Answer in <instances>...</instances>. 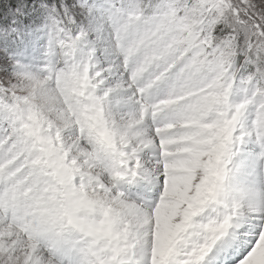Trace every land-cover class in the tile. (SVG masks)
<instances>
[{
	"label": "clouds",
	"instance_id": "clouds-1",
	"mask_svg": "<svg viewBox=\"0 0 264 264\" xmlns=\"http://www.w3.org/2000/svg\"><path fill=\"white\" fill-rule=\"evenodd\" d=\"M83 2L87 0H76L71 8L87 18V8L80 6ZM90 2L115 10L116 21L105 16L103 31L75 58L63 48L50 47L46 40L37 63L29 64L27 72L13 69L0 83V95L11 101L13 109L0 131V228L5 231L2 238L12 246L0 252V264H28L33 255L47 262L46 246L39 242L33 248L20 223L47 219L85 196L111 198L104 189L114 188L115 178L95 167L91 154L98 143L110 142L116 128L137 109L109 111L104 101L110 89L119 88L124 97L132 95L137 85L143 86L160 65L173 58L182 63L178 60L169 84L195 105L199 126H213L210 131L202 127L204 135L214 139L201 147L211 151L224 144L221 159L213 160L217 167L227 163L235 167V158L249 145L258 147L264 156V39H252L247 33L242 38L240 33L213 36V12L204 10L202 0ZM230 16L221 22V32L232 27ZM17 61L23 63L15 60L12 66ZM46 95L54 97V102ZM151 95L155 97L156 90ZM184 128V123L177 124V131ZM222 129L226 132L216 138ZM143 157L145 169H154L153 153L146 151ZM66 169L74 171L68 181L62 176ZM203 175L202 169L196 171L194 186ZM253 190L264 192V183L251 185L233 173L228 192L219 198L222 202L209 204L193 217L192 226L170 245L165 264H194L214 248L230 243L248 217L264 213V201L254 202L242 194ZM120 191L147 215L138 220L117 209L122 222L111 240L99 243L85 226L79 227L80 241L63 264H129L133 254L142 257L140 264H158L160 258L154 256L156 208L148 212L153 193L142 180L122 181L117 194ZM160 195L164 201L173 199L163 192ZM61 223L68 231L77 230L75 224L69 227L66 217Z\"/></svg>",
	"mask_w": 264,
	"mask_h": 264
},
{
	"label": "snow or ice",
	"instance_id": "snow-or-ice-1",
	"mask_svg": "<svg viewBox=\"0 0 264 264\" xmlns=\"http://www.w3.org/2000/svg\"><path fill=\"white\" fill-rule=\"evenodd\" d=\"M75 3L76 0H72V4ZM202 3L205 11L213 12L214 18L210 19V23L214 25L213 36L219 34L223 38L225 35L240 33L242 38L243 34L247 33L252 35V39H264V6L257 9L250 0H202ZM80 6L87 8V18L67 5L49 7L48 23L45 25L49 46L63 48L73 58L82 48H87L93 42L96 33L103 31L102 21L105 16H108L113 23L116 21L115 10L106 5H92L90 0H87ZM228 14H231L232 27L221 32L223 28L221 22ZM82 18L86 22H82ZM7 23L8 21H5L0 14V28L6 27ZM8 43L10 42L0 36V47ZM178 60L180 58H173L160 65L155 75L143 86L137 85L135 91L128 97L121 96L119 88L115 91L109 90L104 101L108 104L109 111L121 107L137 109L130 114L131 118L127 119L121 128H116L110 142L98 143L91 154L93 165L115 178L116 186L104 189L111 198L85 196L67 203L58 214L47 219L34 220L31 223L25 221L18 225L34 242L33 248L39 242L46 246L48 252L46 264H56L57 258H61L60 264H63L62 257L68 254V230L61 223L65 217L69 224L82 227L79 210L81 206L87 204L102 213L99 224H90L87 227L88 234L101 227L113 234L124 218L117 209L124 211L126 216L138 220L147 215L141 213L138 205L129 203L125 199V193L120 191L117 194L122 181L145 182L147 190L155 197L149 201L148 212H151L152 208H158L157 201L160 204L164 202L160 193L167 195L166 185H171L176 179L177 176L173 173L177 172V167L202 151L201 144L206 136L195 119V105L183 92H178L169 84L172 74L178 67ZM180 62L182 63V60ZM12 67L27 72L31 65L17 61ZM166 85H168L167 90H165ZM153 90H156L155 97L151 95ZM4 91L8 90L5 88ZM45 98L49 102H54V97L46 95ZM10 105L11 101L0 95V131L10 118L9 114L13 110ZM178 123L185 124L183 131H177ZM188 125H196V127ZM2 145L3 140H0V146ZM146 151H151L154 155V169L151 166L145 169L143 153ZM4 234V229L0 228V252H7L12 248L7 240L2 238ZM7 235L11 236L12 232L9 230ZM258 245H264V213L248 217L239 234L230 243L224 245L223 251L235 255L231 264H247ZM206 257L208 256L195 261L194 264H205ZM141 259L142 257L133 254L129 264H140ZM11 260L10 256L9 261ZM28 264H44V259L33 255Z\"/></svg>",
	"mask_w": 264,
	"mask_h": 264
},
{
	"label": "rangeland",
	"instance_id": "rangeland-1",
	"mask_svg": "<svg viewBox=\"0 0 264 264\" xmlns=\"http://www.w3.org/2000/svg\"><path fill=\"white\" fill-rule=\"evenodd\" d=\"M22 1L24 2L23 6L26 9H29L25 6L27 5V0ZM11 2L13 3L14 0H0V11H2L4 20L8 21L6 27L0 28V36H2L5 41L10 42L3 47H0V54H2L0 55V79H4L6 76H9L12 73L13 61L20 60L25 64H29V56H24L23 53L25 52V46L22 43H25V41H27L28 43L34 44V49L36 51H39L42 48L41 46L45 44L44 41L47 40V29L45 25L48 23V8L51 6L59 5H67L68 7H71L72 5V0H60L57 4L49 3V0H40L38 10L34 11V9L14 10L12 9L13 4H11ZM250 3L255 4L257 9H260L262 6H264V0H250ZM82 22L86 21L82 18ZM23 25L29 26H27V28L21 32ZM188 126L193 127V125ZM201 127L210 131L213 126L206 125ZM225 132L226 130L222 129L215 134V137L218 138ZM213 139V136H206L203 139L201 146L204 144H211ZM223 148V143L215 145L211 151H205L202 148V151H200L194 158L188 160V167L186 166L187 161L182 164L181 168L185 167L184 171L186 173V177L184 178V181L179 185L176 195H174V197L171 196L173 197V199L166 201L167 203H170L171 209H169L170 207L163 208L164 217H166V215L170 216L168 217V219L166 217V220L162 222L161 226L163 230L161 229L162 231H159V235H161L160 240L164 242V246L166 247V249H168L165 254L159 257L160 259L169 258L172 251L170 245L174 240L179 238L181 233L192 226L191 222L193 217L204 211V209L209 204L222 202L219 198L228 192L229 186L233 181V173H237L238 178L243 179L248 184L253 183V180L255 181V174H253L250 169L243 168L244 165L242 163V158L244 156L242 157V154L238 155L235 158V167L232 163H227L226 167H217V164L214 163L213 160L215 159L216 161H219L221 159L223 155ZM245 149L244 151L249 152L246 155L254 154V160L258 161L259 163L262 162V164H264V156L259 155L260 149L258 147L249 145ZM205 156L208 157L207 160L202 159ZM198 169H202L204 175L200 183L194 186L192 180ZM221 169H223V172H221ZM230 169L231 171H229ZM184 171H181V173H184ZM185 173L182 176H185ZM62 176L65 181H68L73 178L74 174L72 173L71 169H66L62 173ZM179 177L180 176H177V178ZM261 179L264 180V177L261 176ZM168 196L170 195L168 194ZM80 211H82L84 215L79 214V220L86 228L90 224H99L100 219H102V213H100L99 210L88 206L87 204L81 206L79 212ZM98 212L99 219H97ZM177 217H180L181 219L178 223H174ZM167 221H169L171 224ZM172 224H177V228L175 226L174 228H171ZM69 227H72V225L69 224ZM78 229L79 227H77L78 232L68 231L67 233L69 249L68 253L74 251L80 241L81 233ZM90 236L93 237L97 243H99L103 240H111L113 234L106 228L101 227L99 229H94ZM215 249L216 248H214L213 251L209 253V255L214 253ZM230 257H233V260L235 259V255H229L222 251L218 255L217 259H214L213 257V259L210 261L206 257L205 261L208 260L210 261V263L214 262L218 264H226L227 261H231ZM63 258L70 259V257L67 255L62 257V259ZM162 264H165V262H163ZM247 264H264V245L257 246V249H255L253 251V254L249 257Z\"/></svg>",
	"mask_w": 264,
	"mask_h": 264
},
{
	"label": "bare ground",
	"instance_id": "bare-ground-1",
	"mask_svg": "<svg viewBox=\"0 0 264 264\" xmlns=\"http://www.w3.org/2000/svg\"><path fill=\"white\" fill-rule=\"evenodd\" d=\"M249 149V148H248ZM246 150V149H245ZM249 152H247V151H243V154H242V163H243V168L245 169V168H248V169H250L251 170V172L253 173V174H255L254 175V177H255V181L253 180V183H250L251 185H259V184H262V183H264V180H262L261 179V176H263L264 177V164H262V162L261 163H259L258 161H255L254 159H255V156H254V154H252V155H246V154H248ZM246 155V156H245ZM183 164V163H182ZM182 164L181 165H179L178 167H177V169H179V170H177V172H181V171H184V168L185 167H182L181 168V166H182ZM188 165H189V161H187V167H188ZM185 166V165H184ZM191 166V165H190ZM194 167V166H193ZM190 170V169H189ZM184 173H185V171H184ZM180 177L179 178H177L176 177V179L171 183V185H170V187L168 188V191H167V195L169 194L170 196H173L174 197V195H176V193H177V190H178V187H179V185L181 184V182H183L184 181V178L186 177V173H185V176H182V175H179ZM191 182V181H190ZM209 182V181H208ZM189 183V182H188ZM207 185V184H206ZM207 187V186H206ZM183 191V190H182ZM197 192H198V190H197ZM192 193V192H191ZM246 198H248V199H250V200H252V201H254V202H259V201H264V192H261V191H250V192H247V193H242ZM184 197V196H183ZM188 198V197H187ZM200 198V197H199ZM193 199V198H192ZM191 199V200H192ZM192 203V202H191ZM194 203V202H193ZM200 204H201V202H200ZM169 208L170 207V203L168 202H166V201H164L162 204H160V206L156 209V241H157V243H156V248H155V250H154V256H159V257H161L163 254H165L166 252H167V250L168 249H166V247L164 246V242L163 241H161L160 240V236L161 235H159L160 233H159V231L162 229L163 230V228H162V226H161V224H162V222L164 221V220H166L165 218L167 217V219H168V217L170 216V215H166V217H164V212H163V208ZM174 207V206H173ZM169 209H171V207L169 208ZM169 211V210H168ZM169 214V213H168ZM171 221V220H170ZM168 223H170L169 221H167ZM171 224V223H170ZM167 225V224H166ZM177 225V224H176ZM176 225L175 224H172L171 225V228H174V226L176 227ZM170 226V225H169ZM181 226V225H180ZM164 227V226H163ZM165 228V227H164ZM170 228V229H171ZM177 228V227H176ZM168 229H169V227H168ZM161 230V231H162ZM165 230V229H164ZM177 233V232H176ZM175 233V234H176ZM161 234H162V232H161ZM169 234V233H168ZM158 235H159V237H158ZM159 239V240H158ZM220 248V249H219ZM223 248H224V245L223 246H219V247H217V249H216V251H215V253H212L211 255H209L208 257H207V259L208 260H212L213 259V257H214V259H217L218 258V255L223 251ZM219 249V250H218ZM230 259H231V261H233V257H230ZM207 260V262H205V264H209L210 263V261H208ZM167 261V259H160L159 260V262H158V264H162L163 262H166ZM231 261H227V263L226 264H231Z\"/></svg>",
	"mask_w": 264,
	"mask_h": 264
},
{
	"label": "trees",
	"instance_id": "trees-1",
	"mask_svg": "<svg viewBox=\"0 0 264 264\" xmlns=\"http://www.w3.org/2000/svg\"><path fill=\"white\" fill-rule=\"evenodd\" d=\"M49 3H55L57 4L58 3V0H49ZM11 4H13V7L12 9L16 10V9H24V10H31V9H34L35 10H38L39 8V5H40V0H27V5H25L27 8L29 9H26L23 4L24 2L22 0H14V2ZM0 14H2V11H0ZM3 15V14H2Z\"/></svg>",
	"mask_w": 264,
	"mask_h": 264
}]
</instances>
